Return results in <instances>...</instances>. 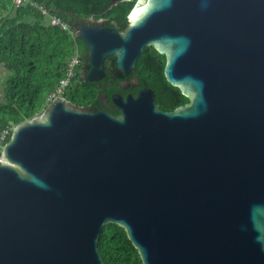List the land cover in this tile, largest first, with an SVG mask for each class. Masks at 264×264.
Instances as JSON below:
<instances>
[{
	"label": "water",
	"instance_id": "1",
	"mask_svg": "<svg viewBox=\"0 0 264 264\" xmlns=\"http://www.w3.org/2000/svg\"><path fill=\"white\" fill-rule=\"evenodd\" d=\"M110 6L129 0H109ZM123 32L73 27L89 82L145 47L189 97L57 96L0 160V264H264V0H138Z\"/></svg>",
	"mask_w": 264,
	"mask_h": 264
},
{
	"label": "trees",
	"instance_id": "2",
	"mask_svg": "<svg viewBox=\"0 0 264 264\" xmlns=\"http://www.w3.org/2000/svg\"><path fill=\"white\" fill-rule=\"evenodd\" d=\"M34 1L73 27L94 18L107 21L105 26L123 32L137 0L113 7L109 0ZM152 51L153 47L143 48L134 70L128 75L135 74L138 84H121L122 78L114 75L113 58L106 62V77L100 82H89L83 78V73L86 76L85 63H88V50L83 40L45 24L43 16L28 2L15 6L13 0H0V65L11 74L0 101V129L10 127L8 141L15 123L39 114L75 54L82 59L83 65L79 69L82 74L63 96L76 105L104 107L118 113L112 100L113 92L136 93L142 86L153 88L158 103L164 108L172 109L187 103L189 97L165 77L166 56Z\"/></svg>",
	"mask_w": 264,
	"mask_h": 264
},
{
	"label": "built area",
	"instance_id": "3",
	"mask_svg": "<svg viewBox=\"0 0 264 264\" xmlns=\"http://www.w3.org/2000/svg\"><path fill=\"white\" fill-rule=\"evenodd\" d=\"M13 1L15 6H20L21 4L28 2L31 7L37 9V11L45 19H47V25H49L50 27H55L63 32H66L70 34L71 37L73 38L77 37L73 29V26L68 24L66 21H63L58 16L48 13V11L44 8L42 4H39L34 0H13ZM82 65L83 62L81 57L78 54H75V56L67 64L63 79L58 83L57 87L54 88L53 91H51V94H49L46 100V104L57 96H63L65 90L67 88H70L72 83L77 79V77L82 74L81 72H79V69ZM9 131H10V127L7 126H4L3 128L0 129V160L2 156V150L5 144L7 143V136L9 134Z\"/></svg>",
	"mask_w": 264,
	"mask_h": 264
},
{
	"label": "flooded vegetation",
	"instance_id": "4",
	"mask_svg": "<svg viewBox=\"0 0 264 264\" xmlns=\"http://www.w3.org/2000/svg\"><path fill=\"white\" fill-rule=\"evenodd\" d=\"M138 1V0H137ZM137 1H136V3H137ZM83 23H88V24H90L91 23V21H90V19H87V20H84L83 21ZM128 23H129V21H128V19H127V26H128ZM126 26V27H127ZM125 27V28H126ZM142 52V51H141ZM153 53H159L156 49H154V51H152ZM159 54H161V53H159ZM88 65V63H85V67ZM88 73L86 72V75H87ZM164 74H165V71H164ZM128 76V75H127ZM166 77V76H165ZM83 78H85V76L83 77ZM138 79H137V76L135 75V74H132V75H130V76H128V77H123L122 78V85L123 86H128V85H134V84H138ZM141 88V87H140ZM153 89V88H152ZM138 90V89H137ZM153 92H154V95H156V91H154L153 90ZM120 93V92H119ZM175 98H176V96H175ZM157 100V99H156ZM158 102V101H157ZM160 104V103H159ZM161 106V105H160ZM162 108H164L163 106H161ZM164 109H168V108H164ZM172 109H174V108H172ZM168 110H171V109H168Z\"/></svg>",
	"mask_w": 264,
	"mask_h": 264
},
{
	"label": "rangeland",
	"instance_id": "5",
	"mask_svg": "<svg viewBox=\"0 0 264 264\" xmlns=\"http://www.w3.org/2000/svg\"><path fill=\"white\" fill-rule=\"evenodd\" d=\"M44 19V23L47 24V19ZM11 74L9 72H7L1 65H0V101L2 100V96L4 94V86L6 84V81L8 79V77L10 76ZM84 73H83V77H84Z\"/></svg>",
	"mask_w": 264,
	"mask_h": 264
}]
</instances>
